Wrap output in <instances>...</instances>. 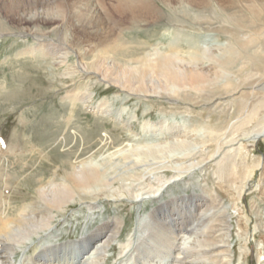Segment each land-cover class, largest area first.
I'll return each mask as SVG.
<instances>
[{
  "label": "bare ground",
  "instance_id": "obj_1",
  "mask_svg": "<svg viewBox=\"0 0 264 264\" xmlns=\"http://www.w3.org/2000/svg\"><path fill=\"white\" fill-rule=\"evenodd\" d=\"M40 1L41 0H34L33 5L35 6H30V2L20 0V2L15 1L13 4L6 7L4 6V0H0V36L3 34L10 35L11 33V36H14V39L15 37L17 38L14 41L20 40L26 42L23 48L17 49L14 51L12 56H6L3 59V63H13L15 65V74L24 71L26 67L24 64L26 63H28L31 68H35V70H41L42 72L45 71V69L49 70V63L55 55L57 56L56 59H58V62L60 60L62 62L67 60V63L68 58L71 57L73 59V63L76 64L73 66V71L78 74V77L84 76L87 80H94L96 82H104V79L107 76L114 79L112 77L114 75L116 77L123 76V78H127L125 81L129 82L130 77H132V75H134L137 71L143 76L148 74L150 70H153L155 73H159L161 71V74L166 78L167 82L170 81L171 83L179 85L184 83V87H187L185 85H188L190 89L196 90L193 94L190 93L189 89L187 91L177 90L181 92L171 94H165L163 90H160L163 91L160 94V97L167 101L165 109H182L185 112L190 111V114H192L191 111L193 112V110L190 109L192 105L199 107L202 105L203 108H207L208 110L213 104L215 106L217 105L220 109L223 108V106L227 105L226 103L229 102V100L226 102L227 98L240 91L239 89L242 87L243 89L239 97L236 98V96H233L236 98L233 99L236 100L235 103L237 105L236 106L234 104L235 108L237 107V110L234 111L233 118L238 116H235V114L239 113V111L242 112L241 109L245 110L243 108L245 105L244 101H247V97H250L251 105H248V107H250L251 113H249V119H255L257 117L259 119L260 116H263L260 126L257 130H255L264 136V84L259 87L255 85V79L250 80L251 76L254 75V72H264V0H160L166 7V10H164V8L160 6L156 0H109L111 1L109 4L111 11H108V15L106 14L105 18L98 17L95 21H92L94 16H83L77 11L73 13L69 12L71 13L70 18L74 20V29L80 34V36H74L72 39L65 35V30H62L61 36H59L58 31L59 26H62L63 24L65 18L64 12L67 9L63 8L60 10V6H48V1ZM217 14L219 16H217ZM96 15L97 14H95V16ZM156 25L167 27H164L165 29L163 28L160 33L167 36L168 39L166 43H156L155 47L152 49H149L145 45L147 41L138 40V36L136 38L131 35L125 37V32L129 33L134 30L135 32L141 31L145 33L148 32L150 27ZM178 27H187L198 31L201 29L207 30L208 32L213 31L222 34L225 38L229 39L230 44H226L223 55H220L221 57L217 58L218 60H216V63L219 66H229V68L232 66L236 68L239 73L245 76H242L243 80L239 84L228 82L224 85H218L217 87L207 85L204 72L207 67H204L205 65L201 66L200 64H202V62H200L199 59V55L202 51L200 41L198 37L190 36L189 34H186L183 29ZM12 30H16V32L12 33ZM48 35H51L52 37H49ZM30 37L31 41L29 42L27 40ZM180 44L186 45V49L182 54L189 60L183 64H181L178 60L183 67L181 71L171 70L170 66L176 63L178 58L177 54H179V47H182L179 46ZM160 45L162 49L159 47ZM10 58L13 60H10ZM31 59H33V62H31ZM210 59L211 58H209V60ZM109 62L113 63V67L110 68V72L107 74L109 68L107 69L106 63ZM68 65L72 67V64ZM63 75L61 76L63 77ZM70 77L72 80L75 79L74 76ZM103 77L104 79H102ZM259 78L262 77L259 76ZM118 80L119 82L121 81L120 79ZM123 87L127 88L128 85H122V88ZM247 87L249 88L248 90ZM76 89L77 88L75 87L67 94L65 93L66 96L64 98L67 99L65 102L68 106L76 107L77 102L82 101L79 96V91L81 89ZM132 90L133 88L128 87L127 94H129V92H133ZM168 90H170V88ZM245 90L248 92H245ZM135 93L139 96L142 95V93L139 94L138 91H135ZM21 99V96L11 93L6 89L4 83L0 82V101L18 103ZM157 104L161 109H163L165 103ZM83 105L86 107L85 104ZM228 110L229 109H227V111ZM213 113L214 118L212 123H207L205 127V132L208 133L206 137L209 138L207 143L204 142L206 147L205 149L207 150H209L214 143L219 144L217 142L220 141V138L227 133V129L232 122V118L228 120L226 112L223 113L219 110L218 112L214 111ZM196 116H198V118L203 117L201 112H198ZM103 117L105 116L103 115ZM219 117L220 121H218ZM243 118H245V116ZM19 120L20 122L18 123H22V125L26 124L23 118H19ZM72 120L74 119H71V121ZM50 121H52L50 126L52 128L55 126L56 131L55 133L54 131L53 133L50 131L44 135L45 143H54L56 139L58 140V136L62 135V138L59 141V146L63 148V151L54 149L56 154L59 155L61 163L59 170L54 172V175H56L57 178H51L52 176L50 175L51 177L48 178L51 179H46V177L44 178L42 174L37 175L33 171L35 167L33 168L32 164H28V170L21 174L20 177L18 175H15L14 177L12 176L13 179L18 182L22 180H29V182L33 185L34 194L37 199L36 204L34 205V202L30 204L23 203L21 206L20 204L19 206L16 205L17 208L14 207L11 214H9L8 211L5 212L6 210L4 211V199L2 192L0 191V264H12L11 257L13 253H15V249L18 248V245L16 244H21L19 241H17L14 245L11 244V242L14 241L16 231H29V233L24 237L26 238L24 240L29 239V237L33 234L37 235L39 232L43 231L44 228L42 227H39L38 229V227L35 226L33 230H30L28 227L30 223L33 224L35 220L37 221V213H39L40 218L47 221L45 228H48L52 219L56 216H63L64 212L69 208L71 202L82 201L81 205L85 204L88 211L98 208L99 204L97 205L92 202V200L99 197V194H97L98 191L93 193L91 189L93 188L94 190L96 186L103 184L101 182H106V176L109 175V173H107L108 170L116 167L113 165V162V164L104 163L101 166H93V162L88 159L91 155L89 156L88 154L94 153L92 152L94 146L90 143V141H92L91 139L94 138L87 139V134L86 136L82 134V144L85 145V147L80 149L78 146H75L74 143L73 146H70L69 144L73 141V138L71 139V136L67 134L65 130L69 126L68 123L70 121L67 122L65 119L59 118H51ZM243 121H246V119ZM147 124L151 125L150 122ZM158 124L164 126L166 121L158 122ZM128 128L130 129V127ZM234 128L237 129L233 125V129ZM241 128L242 127L240 126V129ZM189 134L190 132L184 133L182 130L179 132L181 137H187ZM110 136L112 137V135ZM13 137H15V135ZM16 138L17 136L15 139ZM199 140L203 141L202 139ZM89 143L91 144L90 146L87 145ZM107 143H109V141L106 142V144ZM252 144L253 143H250L249 146L252 147ZM239 145L241 146V144ZM116 146H118V144ZM218 147L220 148V146ZM30 148H32V146ZM34 148L36 149V147ZM11 149L8 148L3 152L8 154L6 151ZM98 149V156L95 155L94 157L100 156L99 153H101L100 150H102V148L98 147ZM227 149H229V147ZM237 151L239 152V150ZM246 151L247 154H250L249 148ZM21 152H25V150H22ZM20 153H18L17 150V154H19V156L21 155ZM228 154L230 153L228 152ZM24 155L26 156V154ZM86 155H88V157H86ZM189 156H191L192 159H197V161L186 163L182 162L179 166H170L169 169L172 170V173H170L169 177H166L157 189L148 192L152 193L149 197L154 199L156 202L154 198L156 192L161 191V188L165 185L164 190L167 197L164 200L159 201L157 205L150 209L149 212L146 214H139L137 217L135 232L138 233L139 243L142 246H148L146 250L143 249L141 252L148 253V257H150V259L156 260L155 263L153 262L154 264H229L233 259L230 237H232V234L234 233L235 225L238 228L236 233L240 239V244L243 249V258H251L252 261H254L255 257H257V261H259V259L264 256V160L262 162L257 161V163L253 160L252 163L248 165L242 161L235 162L234 160L237 158L235 155L236 158L233 157L235 158L233 160H219L213 164H204L206 159H211L213 157V152L208 155L205 152H200L198 155H190L188 152L184 154L183 157L178 158L184 159ZM22 157H20V159ZM1 159H3V157ZM4 160L8 159L6 158ZM19 162L21 163V161ZM117 162H120L121 169L125 170L126 167L127 170L128 163L126 157L120 158ZM178 162L176 161V163ZM38 163L40 164L41 161ZM25 164L26 163H24V166ZM260 164L261 167L258 168ZM163 168L165 167L163 166ZM198 168H201L202 172L203 169H205L204 174H201V171L200 169L198 170ZM166 169L168 168L166 167ZM257 170H260V173L258 175V179H256L255 183H253V178ZM2 171L6 173L5 170ZM2 171L0 176L3 174ZM6 174L10 175L8 172ZM104 176L106 177L105 181ZM131 178V175L123 176L120 172H118V174L114 173L111 184L112 182H117L119 184L128 183V180H132ZM134 178L135 177H133V179ZM138 179L140 178H137L135 182H137ZM15 181L13 182L15 183ZM13 182H11V184ZM19 183H16L17 186H19ZM8 186L10 187V184ZM169 186L181 189L183 188V191H178L179 193L177 192V194H172L168 192ZM23 187L24 186H22V189ZM11 189L12 188H10V190ZM18 190L21 192L20 189ZM18 190L15 188L16 193ZM99 192H102V195L110 194V196L116 194L114 193L112 195L110 190L107 191L105 189H99ZM12 194L15 196L14 192H12ZM162 194H160L161 197L164 195ZM20 195L21 194H17L19 199H22L23 197L20 198ZM30 195L32 196L31 193ZM248 195H250L249 200L247 198ZM11 197L12 196L10 195V198ZM25 197L30 196L25 195ZM135 197L137 198V196ZM23 199L25 200V198ZM246 206L249 208L248 215H245L243 210V207ZM250 222H254L253 234H250L252 235L251 237L254 241L248 239L251 230ZM122 224L123 221L119 216H110L109 219L102 221L95 228L85 229V233L82 232L80 237L74 240H64L63 242L53 244L49 243L47 251L49 250L48 253L52 252V256L59 258V264H70L74 255L78 253L82 258L87 259L88 262L91 260L96 264H102L104 263L103 260L106 259L105 253L107 249L118 239L122 230ZM49 227L51 228L53 226ZM47 234L50 233L48 232ZM128 245L121 247L125 250ZM118 247L119 246H117V248ZM48 253H44V256ZM168 257H171V260H168ZM52 263L53 262H49V259L47 260V264Z\"/></svg>",
  "mask_w": 264,
  "mask_h": 264
},
{
  "label": "rangeland",
  "instance_id": "obj_2",
  "mask_svg": "<svg viewBox=\"0 0 264 264\" xmlns=\"http://www.w3.org/2000/svg\"><path fill=\"white\" fill-rule=\"evenodd\" d=\"M15 1L20 2V0H4V6L8 7L9 5L13 4ZM33 1L34 0L32 1L26 0V2L31 3L30 6H35L33 5ZM45 1H48L49 3L48 6H54V7L60 6L59 7L61 8L60 10H62L63 8L67 9L64 12L65 18H64L63 24L62 26H59L58 31H59V36H61L62 30H65V35H67L68 38L70 39H72L74 36L75 37L80 36V34L77 33L76 30L74 29V22H73L74 20L70 18L71 13L77 11L79 14L83 16H87V17L94 16L92 18V21H95L98 17L105 18L106 14L108 15V11H111L110 5H109L111 1L109 0H45ZM40 2H44V1L41 0ZM156 2L160 6H162L164 10H166V7L160 0H156ZM94 12L95 14H97L96 16ZM217 16L219 15L217 14ZM164 27L166 26L156 25V26L150 27L148 29V32H145V33L141 31L135 32L133 30L132 32H129V33L125 32L124 34H125V37H128L129 35L135 38L137 36L138 37L140 36L139 38L137 37V39L144 40L145 42L147 41L145 45L149 49L150 48L152 49L155 47L156 43L163 44L167 42V39H168L167 36H164L162 33H160L162 32ZM178 28L183 29L186 32V34H189L190 36L198 37L200 41V45L202 46V51H201V54L199 55L200 62H202V64L200 65L201 66L205 65L204 67H207L204 70L207 85L211 87H217L218 85H224L228 82L239 84L243 80L242 78L243 75L239 73V71L236 68L232 66L230 68L229 66H227L228 67L227 68L226 66H219L216 63V60H218L217 58L223 55L225 51L224 47H226V44H230L229 39L225 38V36L222 34H219L213 31L208 32L207 30H204V29H201L198 31L196 29H191L187 27H184V28L178 27ZM13 32L15 33L16 30H12V33ZM48 36L52 37L51 35H48ZM16 39H17L16 37L14 39V36H11V33L10 35L3 34L0 36V82H3L5 84V87L8 91H10L11 93H15L21 96L22 98L18 103H11V102L8 103L6 101L4 102L0 101V134H1L0 135V143H1L0 144V151H1L0 157L1 158L3 157V159L0 158V173L2 170H5L6 173L8 172V174H10L15 170L14 171L15 173L13 172L12 174H10L11 176L4 173V171H2L3 174H1L2 176H0L1 178L0 182H2L0 183L1 184L0 191L2 192V196L4 199V203H3L4 211L6 210L5 212L8 211V213L11 214L13 211L12 209L14 207L17 208L19 204L20 206L23 203L30 204L34 202L33 205L36 204L37 197L34 194L32 183L29 182V180L28 181L22 180V181H19L20 182L19 183L18 181H15L13 179L15 175H18L20 177L21 174L26 172V170H28L27 167H29L30 164H32L33 168L34 167L36 168V169L34 168L33 171L37 175L42 174V176L44 178L46 177V179H51V178L56 179L57 178V176L54 175V172L56 170L57 171L59 170L61 163H60V157L58 154H56V151L54 149L63 151V148L59 146L60 145L59 141L62 138V135H59L58 140L56 139L54 143H50V144L45 143L44 135L50 131H52V133L53 131L54 133L56 131L55 126H53L54 128L50 126V123H52V121H50L51 118L65 119V121L67 122L70 121L68 123L69 126L66 129L64 128L67 134L71 136L70 138L71 139L73 138V141H71V143L69 144L70 146L71 145L73 146V143H74L75 146H78L80 149H83L85 145L82 144L83 142V140L81 139L82 134L85 136L87 134L86 136L87 139L94 138V139H91L93 142L90 141L92 146H94L92 149L93 151L91 150L94 153L88 154L89 156L90 155L93 156V157L90 156L88 158L91 162H93L92 163L93 166L94 165L101 166L104 163L106 164L114 163L113 165L116 167L110 168L108 170L107 173H109L108 175L109 177L106 176L107 177L106 179V177L104 176L105 177L104 181L106 179V182H101L103 184L96 186L94 190L93 188L91 189L93 193L95 191H98L97 194H99V197H97L95 200H92V202H94L97 205L99 204V207L101 206L100 208L98 207L92 211H88V209L86 208L87 206L85 204L81 205L82 201L71 202L69 208L67 209V211L64 212L63 216H56L54 219H52V221L49 223V226H53L51 228L48 225H47L48 228L47 227L45 228V224H47V221L40 218L39 213L36 212L37 214L36 213L35 214L36 216H38L37 221L35 220L33 224L30 223L28 227L30 228V230H33L35 226H37L38 229L39 227H42L44 229L42 232H39L37 235L33 234L32 236H30L31 238L29 237V239L27 240H24L26 239L24 237L26 236V234L29 233V231L20 230V231L15 232L14 241H12L11 244L14 245L16 244L17 241H19L21 242L22 245L20 243L16 244L18 245V248L15 249V253H13L14 256L12 255L11 257L12 264H25V263L26 264H47L48 259H49V262H53L52 264H59V258L56 256H52V252L48 253L49 250L47 251V247L49 243L53 244L57 242H63L64 240L65 241L74 240L80 237L82 232L85 233L86 231L85 229H93V227L95 228L102 221L107 220L109 219L110 216H114V215L119 216L122 219L123 221L122 230H121V233L118 239L114 241L112 246L107 249L105 253L106 259H104L105 261L103 260L104 263L102 264H154L156 260L150 259V257H148V253L141 252V250L143 249L146 250L148 246L147 245L142 246L139 243L138 233L135 232V225H136L137 217L139 214H146L147 212L150 211L152 207L157 205L159 201H162L167 197V194L165 193V190H164L165 185L161 188V191L156 192V195L154 197L156 202L154 201V199L149 197V195H151L152 193H148V192H151L152 190L157 189V187L161 185L163 180H165L166 177H169L170 173H172L171 172L172 170L169 169L170 166H173V165L179 166L180 163L182 162H185V163L186 162H196L197 159L195 158L192 159L191 156H189L188 158H184L185 160L179 159L180 157H183V155L188 152L190 155H195V154L198 155L200 154V152L201 153L205 152L208 155L213 152V157L211 159H206L204 164L206 163L213 164L214 162L219 161V160L220 161L221 160H231V159L233 160L236 157H237L236 160H234L235 162L242 161L248 165L252 163L253 160H255L256 163L257 161L262 162L264 160V136L262 134H259L260 132L258 133V131H256L257 128L261 124L263 116L259 117V119L261 118L260 120L258 119V117L255 119L254 118L249 119V115H250L249 113H251L250 112L251 109L250 107H248V105L249 106L251 105L250 97H247V101H244L245 105L243 106V108L245 110L241 109L242 112L239 111V113L235 114V116L236 115L238 116H236V118H233L234 111L237 110V107L235 108V105H236L235 99L239 97L243 89L242 87L239 89L240 91L235 93L236 95L233 94V96H236V98L230 95L226 100V102L228 100L229 102L226 103L227 105L223 106V108L221 109L217 107V105L215 106L213 104L212 106H210L209 110L207 108H203L202 105H200V107L193 106V105L191 107L189 106L190 109L193 110V112L191 111L192 114H190V111L185 112L182 109L168 110V109H165L167 101L160 97V94L163 91L165 92V94H171V93L181 92L185 90L187 91L189 89L190 93L193 94L195 93L196 90L190 89L188 85H185L187 87H184L183 86L184 83L183 84L181 83L179 85V84L171 83L170 81L167 82L166 78L161 74V71L159 73H155L153 70H150L149 73L146 74L145 76L141 75L137 71L134 75H132V77H130L129 82L125 81V79L127 78L125 77L123 78V76L116 77L115 75L112 76L114 79L109 78L110 76L105 77V79L103 77L102 79H104V82L103 81L96 82L94 80L90 81V80H87V78H84V76L78 77V74L73 71V66H75L76 64L73 63V59L71 57L68 58L67 63H66L67 60L63 62L60 60L58 62V59H56L57 57L56 55L54 56V58L51 59L52 62L50 61L49 63V68H48L49 70L45 69L46 72L45 71L42 72L41 70H35V68H31L29 64L26 63L24 64L26 66V67L24 66L25 67L24 71L15 74L14 73L15 65L13 63L12 64L3 63V59L6 56H9V55L12 56L14 51H16L19 48H23L25 46L26 44L25 41L24 42L20 40L14 41ZM27 41L30 42L31 37L28 38ZM77 42H78V39H77ZM82 43L85 44L84 42ZM179 46H182V47H179V54H177L178 58L176 60V63L170 66L171 70L181 71L183 68L181 64L186 63L189 60L182 54L184 53V50L186 49V45L180 44ZM159 47L162 49L161 45ZM209 58L211 59L209 60ZM10 60H13V59L10 58ZM178 60L181 62V64ZM31 62H33V59H31ZM68 64H72V67L69 66ZM106 66H107V69L109 68L107 72V74H109L110 68L113 67V63L112 62L106 63ZM60 74L61 75L64 74L63 77ZM253 74L250 80L255 79L254 80L256 83L255 85L259 87L262 86L264 84L263 82L264 72H261V73L254 72ZM70 76H74L75 79L72 80ZM259 76L262 78H259ZM110 79L113 81V83ZM118 79H120L121 81L119 82ZM258 80L259 81L262 80V81L259 82ZM122 85H128V87L133 88L132 90L133 92H129V94H127L128 87L122 88ZM75 87L77 88L76 90L81 89L79 91V96L81 97L82 101L77 102L76 107H71L67 105V103L65 102V100L67 99H65L64 97L70 90H73ZM169 88L170 90H168ZM248 89L249 88L247 87V90ZM160 90H163V91H160ZM177 90H181V91H177ZM247 90H245V92H248ZM135 91L136 92L138 91L139 94L142 93V95L143 94L145 95H143V97L142 95H140L141 96L140 97L139 95L135 93ZM198 99L201 100L200 98ZM157 103H165L163 106V109H161ZM83 104H85L86 107ZM226 108L229 110L227 111ZM219 110L222 111L223 113L226 112V116L228 117V120L232 118V122L230 123L231 125L227 129V133H226L227 135L225 134L223 137L220 138V141L217 142L219 144L214 143L215 145L213 144V146H211V148L207 150L205 149L206 147H205L204 142L207 143V140L209 138L206 137L208 133L205 132L206 130L205 127L207 123H212V120L214 118L213 112L214 111L218 112ZM198 112H201L203 116L202 118H198V116H196ZM103 115L105 117H103ZM244 116L245 118H243ZM19 118H23L26 124L22 125V123H18L20 122ZM71 119H74V120L71 121ZM245 119L246 121H243ZM125 121L126 122L128 121V122L126 123ZM162 121H166V124H164V126L163 125L161 126L160 124H158V122H162ZM218 121H220V117L218 118ZM149 122L151 123V125L147 124ZM233 125L237 129L235 128L233 129ZM240 126L242 127L241 128L242 130L240 129ZM128 127H130V129ZM180 130H182L184 133L190 132L189 136L181 137L179 135ZM14 135L15 137L17 136L16 139L15 137H13ZM110 135H112V137ZM228 136H231V137H228ZM190 138H192L193 140ZM199 139H202L203 141ZM5 140L7 141V143ZM108 141L109 143L106 144V142ZM3 142L5 143V145ZM90 143L87 145L90 146L91 145ZM250 143H253L252 147L249 146ZM117 144L118 146H116ZM239 144L243 146L241 147ZM101 145H104V146H101ZM31 146L32 148H30ZM218 146H220V148ZM34 147H36V149ZM98 147L99 148L101 147L103 151L100 150L101 153H99L100 154L99 157H94L95 155L98 156V153H97L99 150ZM225 147H226V150H225ZM228 147L229 149H227ZM8 148L9 149L13 148V149H11L12 151L11 150L6 151L8 152V154L3 152L4 150H7ZM248 148L250 150V154H247L246 150H248ZM1 149H4V150H1ZM17 150H18V153H20L22 150L23 151L25 150V152H21L20 153L21 155L19 156V154H17ZM237 150H239V152ZM14 151L16 154L14 153ZM12 152L14 153V155ZM38 152L41 154H39ZM228 152L231 155L228 154ZM24 154H26V156ZM88 155H86V157H88ZM20 157L22 158L20 159ZM123 157L127 158V163H128L127 170H126V167H125V170L121 169L120 162H117L120 160V158H123ZM6 158L8 160H4ZM19 161H21V163ZM40 161L41 163L39 164L38 162ZM176 161L177 162L179 161V162L176 163ZM24 163H26L27 165L25 164L24 166ZM162 165L165 168H163ZM166 167L168 169H166ZM260 167H261V164L258 166V168ZM153 168H156V169H153ZM199 169L201 171V168H198V170ZM118 172H120V174H122L123 176L131 175L132 180H128V183L126 182L124 184H119L117 182H112L111 184L114 173L118 174ZM204 172H205V169H203V172L201 171V174H204ZM259 173H260V170H257L253 178V183H255L256 179H258ZM48 177H51V178H48ZM133 177L135 178L133 179ZM11 178H12V181H11ZM137 178H140L141 180L138 179V181L135 182ZM13 181H15V183ZM11 182L13 183L11 184ZM16 183H19L18 184L19 186H17ZM9 184H10V187L8 186ZM13 184L15 187L13 186ZM22 186H24L23 189H22ZM10 188L13 189L11 190L12 192L15 193V196L14 194H12ZM15 188L16 190L20 189L21 192L18 190L19 193L18 191L16 193ZM168 188H169L168 192L172 194H177L178 191H183V188L181 189V188H176V187H171V186H169ZM99 189L100 190L105 189L107 191L110 190V193L112 195L114 193L116 194L113 195L114 197L110 196V194L102 195V192H99ZM24 192H25V195L30 196V197H25ZM30 193L32 194V196L30 195ZM17 194H21L20 198L23 197L25 198L26 201L23 198L19 199V196H17ZM160 194H162L163 196L161 197ZM10 195L12 196L11 198H10ZM135 196H137V198ZM247 198L249 200L250 195H248ZM248 209L249 208L247 206L243 207L245 215H248V212H249ZM253 224L254 222H250L251 230H250L249 238H248L250 240H253V238L251 237L252 235H250V234H253V230H254ZM237 230H238L237 226L234 225V233L232 234V237H230L231 249L233 250V259L229 264H245V263L264 264V256L260 258L259 261H257V257H255L254 261H252L251 258L249 259L247 258L248 261L247 259L243 258L242 256L243 249L240 244V239L238 238V235L236 233ZM48 232L50 234H47ZM51 236H54V237H51ZM124 245H128L126 246L125 250L122 249L121 247ZM117 246H119L121 249L119 247L117 248ZM44 253H48V254L44 256ZM167 259L171 260V257H168ZM86 260L87 259L82 258L81 255L78 253L74 255V258L70 262V264H87V263L96 264L94 261L89 260V262L90 261L92 262V263L91 262L89 263L88 260L87 261Z\"/></svg>",
  "mask_w": 264,
  "mask_h": 264
}]
</instances>
